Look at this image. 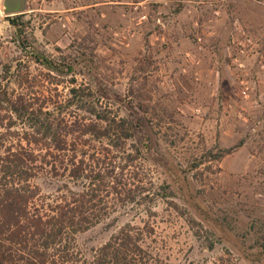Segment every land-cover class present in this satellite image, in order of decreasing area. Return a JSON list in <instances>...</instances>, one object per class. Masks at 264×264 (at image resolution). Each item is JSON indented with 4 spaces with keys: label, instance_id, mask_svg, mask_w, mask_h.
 Wrapping results in <instances>:
<instances>
[{
    "label": "rangeland",
    "instance_id": "rangeland-1",
    "mask_svg": "<svg viewBox=\"0 0 264 264\" xmlns=\"http://www.w3.org/2000/svg\"><path fill=\"white\" fill-rule=\"evenodd\" d=\"M21 40L50 59L84 56L112 91L143 100L158 131L155 166L144 168L152 191L170 181L165 159L183 169L208 149H232L187 174L203 212L180 216L166 201L188 206L166 189L153 216L117 209L78 236L79 249L148 221L163 264H264V0H26L10 15L0 0V85L10 89L11 74L41 70ZM75 71L77 83L89 78ZM47 183L37 181L43 193Z\"/></svg>",
    "mask_w": 264,
    "mask_h": 264
},
{
    "label": "trees",
    "instance_id": "trees-1",
    "mask_svg": "<svg viewBox=\"0 0 264 264\" xmlns=\"http://www.w3.org/2000/svg\"><path fill=\"white\" fill-rule=\"evenodd\" d=\"M11 22L17 36L24 33ZM19 48L41 70L11 74L13 89L0 85V264H163L146 242L154 234L148 221L126 223L88 254L77 239L117 209L153 216L166 189L188 206L166 201L180 216L203 212L187 174L232 149H208L183 169L159 157L171 178L152 191L144 168L155 166L158 131L143 100L112 91L84 56L50 59L22 40ZM78 67L87 69V81L77 83ZM40 179L53 191L43 193Z\"/></svg>",
    "mask_w": 264,
    "mask_h": 264
},
{
    "label": "water",
    "instance_id": "water-1",
    "mask_svg": "<svg viewBox=\"0 0 264 264\" xmlns=\"http://www.w3.org/2000/svg\"><path fill=\"white\" fill-rule=\"evenodd\" d=\"M25 10V0H3V11L5 14H20Z\"/></svg>",
    "mask_w": 264,
    "mask_h": 264
},
{
    "label": "built area",
    "instance_id": "built-area-1",
    "mask_svg": "<svg viewBox=\"0 0 264 264\" xmlns=\"http://www.w3.org/2000/svg\"><path fill=\"white\" fill-rule=\"evenodd\" d=\"M262 69H264V66H262ZM264 77V76H263Z\"/></svg>",
    "mask_w": 264,
    "mask_h": 264
},
{
    "label": "flooded vegetation",
    "instance_id": "flooded-vegetation-1",
    "mask_svg": "<svg viewBox=\"0 0 264 264\" xmlns=\"http://www.w3.org/2000/svg\"><path fill=\"white\" fill-rule=\"evenodd\" d=\"M25 3H26V0H25ZM21 13H23V12H21ZM21 13H20V14H21Z\"/></svg>",
    "mask_w": 264,
    "mask_h": 264
},
{
    "label": "crops",
    "instance_id": "crops-1",
    "mask_svg": "<svg viewBox=\"0 0 264 264\" xmlns=\"http://www.w3.org/2000/svg\"><path fill=\"white\" fill-rule=\"evenodd\" d=\"M117 4H121V3H117Z\"/></svg>",
    "mask_w": 264,
    "mask_h": 264
}]
</instances>
